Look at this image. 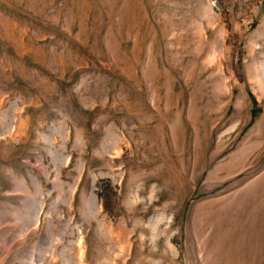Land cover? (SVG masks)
<instances>
[{"label":"rangeland","instance_id":"374dc122","mask_svg":"<svg viewBox=\"0 0 264 264\" xmlns=\"http://www.w3.org/2000/svg\"><path fill=\"white\" fill-rule=\"evenodd\" d=\"M0 264H264V0H0Z\"/></svg>","mask_w":264,"mask_h":264}]
</instances>
